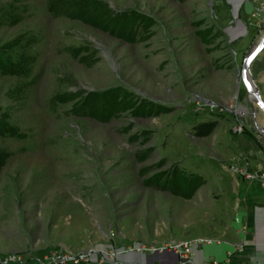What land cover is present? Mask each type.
<instances>
[{
  "label": "rangeland",
  "instance_id": "rangeland-1",
  "mask_svg": "<svg viewBox=\"0 0 264 264\" xmlns=\"http://www.w3.org/2000/svg\"><path fill=\"white\" fill-rule=\"evenodd\" d=\"M51 1L0 0V264H264L227 246L256 180L231 166L264 165L231 6L95 0L109 27Z\"/></svg>",
  "mask_w": 264,
  "mask_h": 264
},
{
  "label": "crops",
  "instance_id": "crops-1",
  "mask_svg": "<svg viewBox=\"0 0 264 264\" xmlns=\"http://www.w3.org/2000/svg\"><path fill=\"white\" fill-rule=\"evenodd\" d=\"M225 1L231 6V15L235 17L225 28L231 39H241V43L237 42L235 47L242 48L241 55L244 58L258 42L264 29V0ZM249 72L264 101V47L251 62ZM234 183L237 185L234 205L237 207V213L245 218L244 234L240 238L229 239L227 246L230 249L239 246V250L243 252H264V187L256 180H236ZM229 258V264L244 262L235 255ZM223 259L224 254L219 255V262ZM249 262L256 264L254 259Z\"/></svg>",
  "mask_w": 264,
  "mask_h": 264
},
{
  "label": "trees",
  "instance_id": "trees-1",
  "mask_svg": "<svg viewBox=\"0 0 264 264\" xmlns=\"http://www.w3.org/2000/svg\"><path fill=\"white\" fill-rule=\"evenodd\" d=\"M49 10L54 14H65L71 17H81L103 25L114 27L120 19L118 12L113 11L95 0H54L49 3ZM216 125L215 120L201 122L196 126L198 135L210 133Z\"/></svg>",
  "mask_w": 264,
  "mask_h": 264
},
{
  "label": "water",
  "instance_id": "water-1",
  "mask_svg": "<svg viewBox=\"0 0 264 264\" xmlns=\"http://www.w3.org/2000/svg\"><path fill=\"white\" fill-rule=\"evenodd\" d=\"M263 47H264V29L261 32L258 42L247 52V54L243 58L242 66H241V79L247 90V97L249 99L250 104H252V101H254L258 106H260V108L264 110V102L259 96L258 90L255 87L249 72V66L251 62L256 57V55L263 49ZM258 133L264 135V127L262 129H259ZM117 255H120L119 258H125L124 260H132L140 257L136 255L127 254V251L124 253L117 252Z\"/></svg>",
  "mask_w": 264,
  "mask_h": 264
},
{
  "label": "built area",
  "instance_id": "built-area-1",
  "mask_svg": "<svg viewBox=\"0 0 264 264\" xmlns=\"http://www.w3.org/2000/svg\"><path fill=\"white\" fill-rule=\"evenodd\" d=\"M235 129L237 131H240L241 127L235 126ZM231 169L235 174H238V175L242 176L243 178L249 179V180L256 179L257 181L260 182V184L262 186H264V165L263 166L259 165V173H256V174L250 173L247 170H245L244 168L239 167V166H233L232 165ZM66 260L69 261V264H77L76 260H72L70 257H66ZM77 262H79V261H77ZM60 264H64V263H62V261H61Z\"/></svg>",
  "mask_w": 264,
  "mask_h": 264
}]
</instances>
